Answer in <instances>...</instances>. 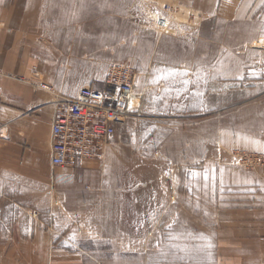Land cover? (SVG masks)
<instances>
[{
    "label": "rangeland",
    "instance_id": "rangeland-1",
    "mask_svg": "<svg viewBox=\"0 0 264 264\" xmlns=\"http://www.w3.org/2000/svg\"><path fill=\"white\" fill-rule=\"evenodd\" d=\"M44 15L63 68H104L108 74L114 63L123 64L137 73L138 98L104 158L86 161L101 166V173L83 180L78 192L100 199L81 202L82 212L78 204L73 223L66 226L60 204L53 212L49 190L33 187L46 224L73 249L107 264H222L220 166H264V154L224 151L231 135L226 128L253 125L251 112L225 114L246 98L244 88L264 83V40L240 44L241 30L221 23L215 24L217 39L208 40L198 17L162 0H48ZM161 17L174 31L156 26ZM169 69L187 75L153 82L157 70ZM183 79L198 83L185 87ZM84 211L91 216L85 226L78 221ZM198 245L211 247L195 252Z\"/></svg>",
    "mask_w": 264,
    "mask_h": 264
},
{
    "label": "crops",
    "instance_id": "crops-1",
    "mask_svg": "<svg viewBox=\"0 0 264 264\" xmlns=\"http://www.w3.org/2000/svg\"><path fill=\"white\" fill-rule=\"evenodd\" d=\"M165 1L198 17L200 33L208 40L217 39L216 23L239 28L240 44L264 40V0ZM47 4L48 0H0V71L4 74L0 76V264H107L73 249L68 239L46 224L37 205L41 199L36 189L49 190L50 207L62 206L60 216L69 219L67 226L75 221L72 210L78 204L82 212L81 202L100 199L78 191L83 180L101 173V166L85 162L81 167H53L51 127L56 96L75 97L84 86L101 85L107 74L104 68H63L46 27ZM243 93L246 98L225 117L251 112L248 120L253 125L226 128L231 135L226 136L223 149L264 154V83L248 86ZM220 170L223 189L216 222L220 261L264 264V166L247 171L221 165ZM28 192L31 199L26 197ZM89 215L90 211L81 214V225ZM117 215L122 216L120 210Z\"/></svg>",
    "mask_w": 264,
    "mask_h": 264
},
{
    "label": "built area",
    "instance_id": "built-area-1",
    "mask_svg": "<svg viewBox=\"0 0 264 264\" xmlns=\"http://www.w3.org/2000/svg\"><path fill=\"white\" fill-rule=\"evenodd\" d=\"M156 26L164 31L172 30L167 17L158 18ZM3 75L0 71V76ZM136 87L137 73L114 63L101 87L84 86L72 98L56 96L51 127L53 167H81L88 160L103 159L117 126L138 108L133 107Z\"/></svg>",
    "mask_w": 264,
    "mask_h": 264
},
{
    "label": "snow or ice",
    "instance_id": "snow-or-ice-1",
    "mask_svg": "<svg viewBox=\"0 0 264 264\" xmlns=\"http://www.w3.org/2000/svg\"><path fill=\"white\" fill-rule=\"evenodd\" d=\"M157 72H158V75L156 76V78H155V80L153 82H157L159 80H167V79H170V78H174L176 75H181V76H186L187 75V72L186 71L177 73L173 69L167 70V73L166 74L164 72L160 71V70H157ZM179 83L181 85H183V86L186 87L189 84H196V83H198V81H190V80H187V79H183V80L179 81ZM168 90H170V88L165 89V91H168ZM177 92H179V89H177ZM196 95H201V93L197 92ZM190 174L193 177H196L198 175H201L200 173H196V172H191ZM202 175H203L205 181L207 182V180L209 179V172H208V170H205ZM204 239H206V238H204ZM206 247H211V245H198L196 247V249H194V251L195 252H202V251H204V249ZM185 251H187V249H185ZM160 255L161 256H166L167 254L166 253H161Z\"/></svg>",
    "mask_w": 264,
    "mask_h": 264
},
{
    "label": "bare ground",
    "instance_id": "bare-ground-1",
    "mask_svg": "<svg viewBox=\"0 0 264 264\" xmlns=\"http://www.w3.org/2000/svg\"><path fill=\"white\" fill-rule=\"evenodd\" d=\"M158 25H159V21H158ZM160 26H165V25H162V24H161ZM159 28H162V27H159ZM172 30L174 31V29H173V28H172ZM137 101H138V100H137V99H135V100H134V104H135Z\"/></svg>",
    "mask_w": 264,
    "mask_h": 264
}]
</instances>
